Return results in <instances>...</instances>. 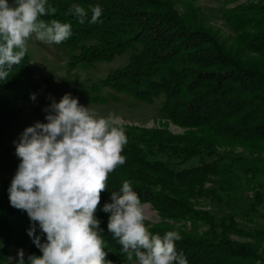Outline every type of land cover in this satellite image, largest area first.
Instances as JSON below:
<instances>
[{
    "label": "trees",
    "instance_id": "16d2710c",
    "mask_svg": "<svg viewBox=\"0 0 264 264\" xmlns=\"http://www.w3.org/2000/svg\"><path fill=\"white\" fill-rule=\"evenodd\" d=\"M260 1L246 3L227 16L246 49L243 60L192 16L183 15L174 0H48L57 13L41 19L70 23L72 36L59 45L38 43L41 49L47 50V45L70 58L68 70L77 64L94 66L129 55L127 64L111 72L99 86L75 84L68 73L64 87L94 104L124 99L160 103L161 116L186 129L180 136L167 129H124L128 142L121 154L126 162L109 174L108 189L101 193L96 212L106 258L112 264L129 262L108 233L109 214L102 208L126 180L141 202L150 203L160 215L159 222L145 223L146 227L161 237L168 231L178 232L182 239L176 242V249L187 257L188 264H264V232L255 234L253 242L232 238V234L244 236L235 216H246L248 211L244 199L233 203L235 178L264 172V0ZM72 4L88 11L83 25L68 14ZM89 5L102 8L95 24L89 22ZM33 79L27 52L9 79L0 81V172L11 158L8 130L40 90ZM103 87L112 90L109 95L101 94ZM234 147L255 157L235 155ZM194 161L198 164H192ZM13 177L0 179V234L14 239L28 264V256L42 253L27 234L32 225L27 213L10 205L8 189ZM208 183L213 186L207 188ZM199 198L222 203L230 211L199 209L194 202ZM199 226L206 228L200 231ZM36 235H41L38 225ZM45 239L41 235V242Z\"/></svg>",
    "mask_w": 264,
    "mask_h": 264
},
{
    "label": "clouds",
    "instance_id": "9594fccd",
    "mask_svg": "<svg viewBox=\"0 0 264 264\" xmlns=\"http://www.w3.org/2000/svg\"><path fill=\"white\" fill-rule=\"evenodd\" d=\"M89 9V22L95 24L102 8ZM67 12L81 25L88 17L80 4ZM56 13L48 0H0V81H7L21 64L33 38L59 45L72 36L70 23L41 19ZM30 99L35 101V94ZM49 99L47 122L27 127L15 145L20 163L8 189L10 205L27 213L32 222L27 234L42 253L28 256V264H112L96 212L109 174L126 162L121 154L128 142L125 130L115 114L100 116L71 94L58 103ZM110 200L102 208L109 214L107 230L129 264H188L176 249L182 239L178 232L161 237L146 227L149 216L130 181L112 192ZM37 225L44 242L36 235ZM18 257V264H25L22 249Z\"/></svg>",
    "mask_w": 264,
    "mask_h": 264
},
{
    "label": "rangeland",
    "instance_id": "374dc122",
    "mask_svg": "<svg viewBox=\"0 0 264 264\" xmlns=\"http://www.w3.org/2000/svg\"><path fill=\"white\" fill-rule=\"evenodd\" d=\"M176 7L183 15L192 16L195 22L211 35H215L220 43L232 53L241 54V58L246 60V49L242 42L238 39V34L228 22L227 16L231 15V11L244 7L246 3H261L260 0H174ZM200 28V29H202ZM246 30V29H245ZM247 31H250L249 28ZM43 45H45L43 43ZM48 45V44H47ZM47 47V50L41 49L38 41L34 38L28 42V53L31 59V68L33 70V81H37L40 90L36 96V100L30 99L29 103L24 107L17 124L11 127L7 133V142L11 148V158L6 168L0 172V179H7L11 175H15L19 158L16 156L15 145L19 142V138L23 131L36 122L46 123L45 116L48 114L44 111L51 104L54 98L58 103L65 94H71L72 97L78 98L82 106H90L100 116L107 117L110 113L120 120L123 128L137 127L147 130L167 129L176 136L183 135L186 129L168 122L159 113L160 103L153 105L138 104L131 99H124L119 103L94 104L80 98L78 95L70 92L63 86L64 78L69 73L75 84L83 86L98 85L107 79L111 72L117 71L128 62L129 55L119 56L111 62H101L94 66L86 64H77L73 70H68L70 58L63 53H57L56 48ZM112 90L109 87H103L101 94L109 95ZM100 92V91H99ZM232 152L235 155H243L247 158H254V155L244 151L241 147H234ZM192 164H198L194 161ZM213 185L206 184L207 188ZM235 194L236 201L233 203H241L244 199L246 205V216L238 215L236 221L238 229L243 230L244 236L233 235L232 238L242 242H253L254 235L264 232V172L257 174L255 177L250 175H239L235 178ZM259 191V192H258ZM259 200L258 202V194ZM195 205L199 209L209 210L215 213H229V208L222 203L210 200L209 198H199L194 200ZM259 203V204H257ZM145 212L149 219L145 223H157L161 220L158 212L150 203H144ZM250 206V207H249ZM248 208V209H247ZM251 208V209H250ZM251 212V213H250ZM181 226V224H178ZM188 228H192L188 222ZM206 227L199 226L202 231ZM253 235V236H250ZM27 256L24 254V258ZM18 250L16 249L13 238H8L5 234H0V264H18ZM257 261L255 264H258ZM26 264V262H25ZM260 264V263H259Z\"/></svg>",
    "mask_w": 264,
    "mask_h": 264
},
{
    "label": "bare ground",
    "instance_id": "6f19581e",
    "mask_svg": "<svg viewBox=\"0 0 264 264\" xmlns=\"http://www.w3.org/2000/svg\"><path fill=\"white\" fill-rule=\"evenodd\" d=\"M145 209H146V207H145Z\"/></svg>",
    "mask_w": 264,
    "mask_h": 264
}]
</instances>
